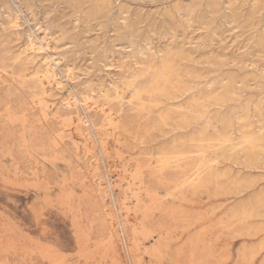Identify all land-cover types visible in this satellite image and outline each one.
Segmentation results:
<instances>
[{"label": "rangeland", "instance_id": "374dc122", "mask_svg": "<svg viewBox=\"0 0 264 264\" xmlns=\"http://www.w3.org/2000/svg\"><path fill=\"white\" fill-rule=\"evenodd\" d=\"M263 152L264 0H0V264H264Z\"/></svg>", "mask_w": 264, "mask_h": 264}, {"label": "bare ground", "instance_id": "6f19581e", "mask_svg": "<svg viewBox=\"0 0 264 264\" xmlns=\"http://www.w3.org/2000/svg\"><path fill=\"white\" fill-rule=\"evenodd\" d=\"M36 6V5H35ZM126 8V7H125ZM31 9V8H30ZM100 10V9H99ZM110 12V11H109ZM19 19V18H18ZM83 23V22H82ZM15 24H17V23H15ZM90 24H92V23H90ZM132 35V34H131ZM132 36H135L134 34L132 35ZM129 37V36H128ZM60 38V37H59ZM135 38V37H134ZM139 38V37H138ZM128 39H130V38H128ZM131 39H133V38H131ZM31 40V39H30ZM127 41V40H126ZM131 41V40H130ZM134 41V40H133ZM36 42V41H35ZM34 43V42H33ZM132 44V43H131ZM135 44V43H134ZM33 46V45H32ZM47 46V45H46ZM30 48V47H29ZM41 48V47H40ZM147 48V47H146ZM32 49V48H31ZM34 49V48H33ZM36 49V48H35ZM41 49H43V48H41ZM30 50V49H29ZM148 50V49H147ZM148 52V51H147ZM139 53H141V52H139ZM143 53H146L145 52V49H144V52ZM143 53H141V54H143ZM177 54V53H176ZM177 56V55H176ZM20 57V56H19ZM3 59V58H2ZM33 63H34V61H33ZM59 63V62H58ZM14 64V63H13ZM167 64H169V63H167ZM21 65V64H20ZM50 67V66H49ZM47 68V71H48V73L49 74H52L53 73V70L51 69V68ZM54 68V67H53ZM23 69V68H22ZM56 69V68H55ZM55 69H54V71H55ZM166 70H167V68H166ZM27 73V72H26ZM56 75V74H55ZM170 76V75H169ZM70 78H72L71 76H69ZM68 77V78H69ZM33 78V77H32ZM37 78V77H36ZM168 78V77H167ZM19 79H21V78H19ZM26 79V78H25ZM30 79V78H29ZM27 80V79H26ZM36 80V79H35ZM44 81V80H43ZM25 82V81H24ZM26 83V82H25ZM34 83H36V82H34ZM39 83V82H38ZM41 83V82H40ZM43 83V82H42ZM39 85V84H38ZM113 85V84H112ZM115 85V84H114ZM37 86V85H36ZM60 86V85H59ZM131 86V85H130ZM157 86V85H156ZM14 88V87H13ZM21 88V87H20ZM113 88V87H112ZM22 89V88H21ZM115 89H116V87H115ZM131 89V88H130ZM15 91V90H14ZM34 92H36V91H34ZM146 92V91H145ZM144 93V92H143ZM11 94V93H10ZM123 94V93H122ZM122 94H121V96H122ZM13 96V95H12ZM95 97V96H94ZM138 98V97H137ZM122 99V98H121ZM137 100V99H136ZM131 103V102H130ZM76 105H77V103H76ZM145 107V106H144ZM69 108V107H68ZM48 114V113H47ZM47 118V117H46ZM80 122V121H79ZM78 122V123H79ZM112 122V121H111ZM116 126V125H115ZM263 130V128H261V130L260 131H262ZM25 135V134H24ZM71 135V134H70ZM82 139V138H81ZM56 144V143H55ZM264 153V152H263ZM206 157V156H205ZM166 158V157H165ZM169 158V157H168ZM206 163V162H205ZM212 165V164H211ZM164 167V166H163ZM209 167V166H208ZM204 168V167H203ZM160 171V170H159ZM209 171V170H208ZM205 172V171H204ZM203 172V173H204ZM200 175V174H199ZM194 181V180H193ZM192 183V182H191ZM185 185V184H184ZM183 187V186H182ZM139 195V194H138ZM159 197V196H158ZM136 198V197H135ZM159 199V198H158ZM160 200V199H159ZM150 207V206H149ZM228 239V238H227ZM155 242V241H154ZM219 243V242H218ZM178 250V249H177ZM159 252V251H158ZM243 254V253H242ZM246 255H247V253H246ZM250 256V255H249ZM168 257V256H167ZM240 257V256H239ZM138 258V257H137ZM248 258V257H247ZM247 258H245V259H247ZM169 259V258H168ZM253 260V259H252ZM251 260V261H252ZM169 262V261H168ZM246 262V261H245ZM238 264V263H237ZM248 264H249V262H248Z\"/></svg>", "mask_w": 264, "mask_h": 264}]
</instances>
